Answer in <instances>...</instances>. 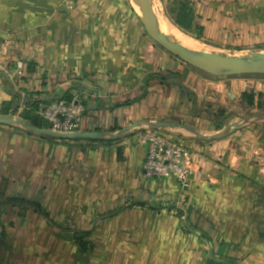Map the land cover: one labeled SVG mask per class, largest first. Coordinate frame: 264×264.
<instances>
[{
    "label": "crops",
    "instance_id": "obj_1",
    "mask_svg": "<svg viewBox=\"0 0 264 264\" xmlns=\"http://www.w3.org/2000/svg\"><path fill=\"white\" fill-rule=\"evenodd\" d=\"M116 1H5L27 10L2 17L14 30L0 46V116L22 119L31 95L40 108L71 98L85 108L80 131L100 138L0 124V264H264V125L255 116L263 84L204 75L156 45L134 15L99 11ZM190 1L204 41L264 51V0ZM17 61L36 71L14 82ZM158 122L202 135L163 130L205 161L185 189L144 171L136 135ZM189 205L205 217L201 231L179 215ZM82 243L91 249L81 252Z\"/></svg>",
    "mask_w": 264,
    "mask_h": 264
},
{
    "label": "built area",
    "instance_id": "obj_2",
    "mask_svg": "<svg viewBox=\"0 0 264 264\" xmlns=\"http://www.w3.org/2000/svg\"><path fill=\"white\" fill-rule=\"evenodd\" d=\"M26 74V64L18 61L14 82L24 78ZM25 108L23 104L19 110ZM84 110L81 102L60 100L41 107L38 115L50 124L51 130L59 133H74L80 131ZM136 141L147 148L143 166L147 175L172 177L182 189H185L189 186L193 175L204 172V159L196 156L182 141L171 139L163 130L145 128L137 133ZM3 234L4 227L0 225V240Z\"/></svg>",
    "mask_w": 264,
    "mask_h": 264
},
{
    "label": "water",
    "instance_id": "obj_3",
    "mask_svg": "<svg viewBox=\"0 0 264 264\" xmlns=\"http://www.w3.org/2000/svg\"><path fill=\"white\" fill-rule=\"evenodd\" d=\"M140 8L139 21L145 33L162 49L178 58L187 65L213 76H233V75H264V55L260 54L258 60L252 62H244L227 55H217L215 53H203L191 51L181 45L175 44L166 37L162 36L156 29L155 24L151 18V3L150 0H136ZM179 29V28H178ZM180 30V29H179ZM182 31V30H181ZM256 55V54H254ZM264 119V114H257ZM251 117L245 118L240 123L230 125L232 130L238 129ZM0 124L17 126L35 133L47 135L58 139H99V135L93 131H79L74 133H59L51 129L37 128L28 125L22 119L12 116L0 117ZM146 128L155 130H165L168 128H181L196 136L202 137L198 131L190 125L180 122H158V123H145ZM137 128L131 126L129 129ZM229 127H225L223 131L214 137L221 136ZM120 135V134H119ZM117 136H114L115 139Z\"/></svg>",
    "mask_w": 264,
    "mask_h": 264
},
{
    "label": "trees",
    "instance_id": "obj_4",
    "mask_svg": "<svg viewBox=\"0 0 264 264\" xmlns=\"http://www.w3.org/2000/svg\"><path fill=\"white\" fill-rule=\"evenodd\" d=\"M167 5H169L170 7L169 8L167 7L166 13L177 28L182 30L184 33L191 35L197 40H203L204 27L196 21L195 10L190 0H168ZM35 71H36V63L32 61L27 62L26 63V73L32 74ZM206 75H209V74L206 73ZM259 76H264V75H259ZM25 78L26 77H24V79ZM15 96L16 98H18L17 94ZM243 96L245 99L248 100V103L250 105L253 104L252 94L248 95L247 93H244ZM259 96L261 97L262 95L259 94ZM28 99H29L28 102L25 103L26 108L22 112L21 118L28 125H31L33 127L50 129L51 127L50 124L38 115V111L40 109V105L42 101L35 99L33 95L28 97ZM71 101H72L71 98L67 99V102H71ZM16 110L17 108H15L13 111H16ZM2 114L8 115L9 113L8 111H4ZM182 212L185 214L187 230L190 232L201 231L204 221H205V217L199 211H197L194 207L190 205L186 207L184 211L181 210L179 212V215H181ZM84 234H87V232ZM202 238H207V237L206 235H202ZM90 249H91V246H89L87 243H82V245L80 244L81 252L85 253L89 251ZM215 262H216L215 264H234L233 262L231 263L229 261L220 262L217 260Z\"/></svg>",
    "mask_w": 264,
    "mask_h": 264
},
{
    "label": "rangeland",
    "instance_id": "obj_5",
    "mask_svg": "<svg viewBox=\"0 0 264 264\" xmlns=\"http://www.w3.org/2000/svg\"><path fill=\"white\" fill-rule=\"evenodd\" d=\"M5 1L6 0H0V46L3 43L2 39H4L2 37V35L3 34H10L12 36L13 35V32L12 31L14 30V28H13V24L14 23L13 22L8 21V20L6 22V21H3L2 20V17H4L5 11L6 12H10L11 10H13V12H16V11H18V9H21V11L23 9H26L27 10V8H25L23 6L7 7L5 5V3H6ZM9 1H16V3H21L20 5H22V2H21L22 0H9ZM150 3H151V6L154 3V6H156V8H158V9H160L162 11V13L165 16L164 17L165 18V21H167L170 24H173V22L171 21V19L168 17V15L166 13L167 7L168 8L170 7L169 5H167V1H165V0H151ZM114 4H116V5H113V7H110V6L109 7L102 6V7H99L98 9H99V11H101L103 9H109V11L110 12H113V14L127 12V13H129L131 15H134L136 17V19H137V22L140 24V27L142 26L141 23H140V21H139L140 8H139L137 2L134 4L133 0H117L116 3H114ZM29 8H32V7H29ZM70 8H71L70 6H66V5H63V6L58 5L57 6V10L59 12H61V13H69L68 11L70 10ZM90 8L92 9L93 7H89V10H91ZM89 10H87V11H89ZM141 29L144 31L143 27H141ZM184 34H186V33H184ZM186 35H188V34H186ZM13 37H12V40H13L12 46H13V52L15 53V50L18 47L20 48L21 44H20V38H17L16 36H13ZM200 41H202L203 44L206 43L209 46V48H210V50H211L212 53H215L217 55H227V56L232 54V56L235 55L234 57L236 59L241 60V61H248V60L254 61V60H258L259 58H258L257 55H260V54L264 55V51H261L258 47L257 48H254V49L243 50V51H230L228 53L227 50H223V48L220 47L221 45L209 44L208 42H206L204 40H200ZM254 54H256V55H254ZM201 73H203V72H201ZM203 74L206 75V73H203ZM210 77H216V76H212L211 75ZM226 77L244 79V80L250 82V84L254 88H257V86L260 83L263 84V86H264V76H259V75H233V76H226ZM261 95L262 96L260 97V103H261L260 104V110L259 111H256V112L257 113H260V114H264V97H263V94H261ZM248 114H252L251 110H245L244 111V115H248ZM0 117H7V116H0ZM260 121H261L260 123H263V125H264V119L260 118Z\"/></svg>",
    "mask_w": 264,
    "mask_h": 264
},
{
    "label": "bare ground",
    "instance_id": "obj_6",
    "mask_svg": "<svg viewBox=\"0 0 264 264\" xmlns=\"http://www.w3.org/2000/svg\"><path fill=\"white\" fill-rule=\"evenodd\" d=\"M133 2L134 4L136 3L135 0H133ZM164 17L165 16L162 13V11L156 8V6H154V3H153L151 7V18L155 24L157 31L162 36L166 37L173 43L181 45L191 51L203 52V53H209V54L212 53L209 47H207L206 45H204L203 43L199 41H196L194 38L190 37L189 35L184 34L175 25L170 24L167 21H165ZM228 56L235 58L234 57L235 55L232 56V54ZM244 62H252V60H248Z\"/></svg>",
    "mask_w": 264,
    "mask_h": 264
}]
</instances>
